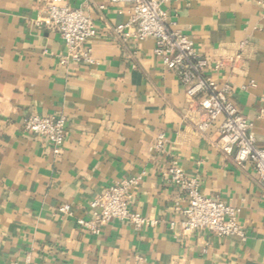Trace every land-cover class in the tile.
I'll return each instance as SVG.
<instances>
[{"label": "crops", "instance_id": "0c3cea01", "mask_svg": "<svg viewBox=\"0 0 264 264\" xmlns=\"http://www.w3.org/2000/svg\"><path fill=\"white\" fill-rule=\"evenodd\" d=\"M65 1L95 24L93 65L59 64L61 38L37 25L46 0H0V264H264V190L250 164L238 168L220 151L222 118L196 130L198 117L153 57V40L122 43L114 34L127 21L119 7ZM166 12L211 64L245 43L243 63L210 76L231 86L229 98L264 148V0H173ZM30 115L66 119L59 156L23 130ZM171 162L198 179L204 197L239 209L244 241L180 233L187 199L163 176ZM130 177H140L130 210L159 224L135 231L112 221L98 236L81 230L76 220L91 217L90 203ZM63 205L71 215L58 212Z\"/></svg>", "mask_w": 264, "mask_h": 264}, {"label": "built area", "instance_id": "2783aa9c", "mask_svg": "<svg viewBox=\"0 0 264 264\" xmlns=\"http://www.w3.org/2000/svg\"><path fill=\"white\" fill-rule=\"evenodd\" d=\"M46 1V14L37 21V25L61 38L65 57L60 59L59 64L64 66L72 60L78 64L93 65L94 59L87 44L97 37L92 19L82 9H71L65 0ZM172 1L109 0L119 7V15L127 14V21L116 25L114 34L122 43L153 40V57L163 69L176 77L184 90L189 111L198 117L196 130L205 132L218 118H222L218 140L220 151L225 155L233 154V162L238 168L250 164L258 184L264 190V148L255 146L249 134L250 124L229 98L231 86L216 83L210 76V73H219L224 67L235 69L243 63L242 49L245 43L239 44L240 51L236 54L211 64L196 52L188 36L167 22L166 7ZM99 8L104 9L103 6ZM250 87H254V84L250 83ZM23 130L49 143L53 156L61 154L66 134L64 117L30 115L23 121ZM164 144V136L158 135L155 150L161 151ZM163 176L187 199V206L182 212L184 218L177 223L182 235L206 231L218 238L235 236L241 241L245 240L238 224V208L204 197L198 179L188 176L175 162L166 167ZM139 181L140 177H130L110 186L90 203L91 217L77 219V226L92 236H98L103 227L112 221L127 222L135 231L157 226V219L145 218L130 210L131 191ZM58 212L71 215L67 205L59 207ZM174 226V222L169 223L170 230Z\"/></svg>", "mask_w": 264, "mask_h": 264}]
</instances>
